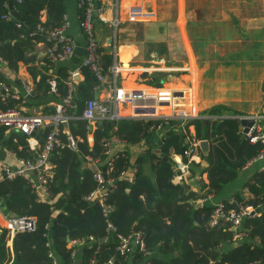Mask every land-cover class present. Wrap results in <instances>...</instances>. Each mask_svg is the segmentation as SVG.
Returning <instances> with one entry per match:
<instances>
[{
	"label": "trees",
	"instance_id": "obj_1",
	"mask_svg": "<svg viewBox=\"0 0 264 264\" xmlns=\"http://www.w3.org/2000/svg\"><path fill=\"white\" fill-rule=\"evenodd\" d=\"M10 2L19 18L12 16L6 20L3 15L12 14ZM67 5L66 0H0V52L12 69H18L20 61L29 63L34 60V56L28 58V53L34 49L33 44L47 41L46 32L62 26L64 15L68 13ZM43 11L47 13L46 22L41 20ZM83 15L84 7H79V26ZM94 19L96 29V15ZM18 22L22 23L21 27H18ZM38 26H42L44 31H37ZM97 46V56L105 72L110 74L113 55L100 40ZM52 63L48 59L45 61V65ZM68 73L69 67L59 63L56 79L59 92L64 96L68 93ZM81 73L84 80L75 86L74 103L68 111L70 116L76 118L69 121L67 131L63 126L65 132L61 134L62 144L52 155L55 164L47 187L48 199H43L23 176L0 180L1 211L37 218L35 231L15 234L13 260L7 246V230L3 231L0 236V264H8L11 260V264H54L51 252L61 264H89L94 256L100 264H108L110 260L113 264H143L145 261L150 264H264V171L255 172L246 183L250 193L248 200L241 202L238 194L232 197L233 204L225 200L236 208L240 205L262 206L259 216L243 220V232L247 239L237 242L234 240V231L226 224L215 227L209 225L214 210L211 202L197 208L191 202L197 196L188 193L185 185L172 181V152L182 154L188 146L186 135L176 131L180 127L179 123L170 122L173 128L165 132L160 143V154L148 150L136 158L131 180L122 176L130 164L128 152L116 153L111 162L106 143L112 137L127 144L140 143L164 120H103L93 130L94 143L90 144L88 135L92 129L81 116L87 101L95 98L96 87L100 82L89 66L82 65ZM32 74L36 76L34 70ZM49 78L41 76L27 103L46 96L50 88ZM17 104V100L3 101L0 97V110L12 109ZM226 111L230 109L216 105L208 111V115L216 118L208 119L207 124L201 119L190 122L196 126L198 135L201 134V127L208 129L210 152L204 171L208 174L209 183L205 197L223 193L236 178L237 171L256 157L262 148L261 144L250 143L241 131V121L224 116L223 112ZM48 112L53 113L55 109L51 108ZM5 131L0 130V139H3ZM44 133L46 135L48 130H44ZM70 136L76 141L77 149L70 147ZM12 147L21 158L28 157L27 141H22V151L16 145ZM89 156L103 164L101 169L107 181L115 180L106 199L111 206L109 222L116 228L112 233L107 230L108 218L99 201L88 199L89 194L97 188L92 168H83L82 162ZM109 162L111 165H108ZM56 211L58 213L54 214ZM135 226L152 251L150 256L137 252L129 258L122 256L117 249V235L132 234ZM88 237H93L94 241L79 251V263V259L71 257L69 241ZM102 239L104 241L101 242Z\"/></svg>",
	"mask_w": 264,
	"mask_h": 264
},
{
	"label": "crops",
	"instance_id": "obj_2",
	"mask_svg": "<svg viewBox=\"0 0 264 264\" xmlns=\"http://www.w3.org/2000/svg\"><path fill=\"white\" fill-rule=\"evenodd\" d=\"M66 2L67 14L71 22L69 34L75 43L74 57L65 62L70 72L78 69L85 59L87 40L77 20L78 0H66ZM135 4L151 9L155 13V18L152 21L130 22L128 11ZM101 8V11L96 12V33L102 45L113 55V64L118 63L122 69L120 78L122 88L152 89L156 82V78H153L155 73L168 72V78L172 79L168 83L171 87H193L195 97L193 112L198 115L210 117L208 111L216 105L230 109L229 112H223L224 116L236 118L239 115H264V0H102ZM116 18L119 19L118 25L114 24ZM41 20L47 21L46 11L42 12ZM44 43L45 41L42 40L33 44L34 49L28 53V58L34 56V60L29 63L20 61L16 70L8 63L0 68L4 80L12 87L19 88L21 93L24 91L23 81L36 87L42 75L50 78L58 76L59 63L45 65ZM32 70L35 71L36 76L32 74ZM145 71H148L149 76L143 80L141 75ZM82 80L84 76L81 73L77 77V83ZM150 80L154 81L153 84L149 82ZM103 91L107 96V91ZM58 93L52 94L47 91L43 99L33 98V103H26L23 111L27 114H36L47 113L51 108L55 109V105L61 103L64 97L60 92ZM99 93L95 98L106 99L101 90ZM15 107L21 108L19 103ZM119 110L126 119H132L129 106L121 105ZM188 125L190 127L187 126L185 132L182 127L176 128V131L186 135V142L199 143L197 158L192 165L189 179L184 183H177L174 181L173 159L177 153L173 151L172 181L174 184L185 185L188 193L195 194L197 198L191 202L197 208H201L207 203L203 199L208 192L209 178L204 170L208 166L207 158L210 152V149L208 153L203 151L201 142L209 141L208 129L201 127V134L198 135L196 126L193 123ZM96 126L97 124L93 126L92 132L88 135L91 145L94 143L93 130ZM65 127L67 131L68 126ZM171 128L173 127L169 122L166 126L152 129L149 135L137 144L118 141L108 151V159L113 161L114 155L120 151L128 152L130 164L122 176L131 180L135 172L136 158L148 150L160 154V143L165 132L171 131ZM3 136V139H0V179L3 178L4 165L19 167L20 155L12 146L16 145L18 150L22 151V141H27V158L34 157L37 151L30 149L27 137L22 134L6 130ZM32 136L36 138L38 147L44 143V130ZM90 159L94 160L90 156L84 159L83 168L89 166L95 172ZM252 160L237 171L236 178L223 193L214 195L215 202L231 200L237 194L240 195L241 202L249 199L250 193L246 183L255 172L264 171V159L255 162ZM114 183L115 180H112L108 188ZM37 190L43 199H48L47 191ZM95 191L96 189L89 195ZM99 196V193H96L94 197L89 196L88 199L99 201ZM57 213L58 211L54 214ZM244 228L245 221L240 230L243 231ZM4 230V217L0 209V236ZM88 238L80 240L81 246L78 247V251L94 241ZM13 239L14 236L11 237L7 232V246L12 260ZM242 239H247V236ZM77 259L80 263V258ZM11 261L8 264H11Z\"/></svg>",
	"mask_w": 264,
	"mask_h": 264
},
{
	"label": "built area",
	"instance_id": "obj_3",
	"mask_svg": "<svg viewBox=\"0 0 264 264\" xmlns=\"http://www.w3.org/2000/svg\"><path fill=\"white\" fill-rule=\"evenodd\" d=\"M21 2L22 0H17ZM102 0H78L79 7H84V15L80 22V28L86 35L87 40V55L83 60L82 65L89 66L90 69L96 74L100 84L96 87L97 93L101 90L106 99L93 98L87 101L82 119L87 120L90 124V128L93 129L95 124L108 119H124L126 118L120 113L119 107L121 105H127L132 112V119H162V123L159 127L166 126L169 121H177L184 129L188 126L189 122L194 119L202 118L201 115L193 112L194 107V89L192 86L172 88L162 85L152 89H124L119 85L121 78V67L118 63H115L110 68V74L105 72L98 56H97V44L98 38H96L95 19L96 12L101 11ZM100 6V7H99ZM13 15L7 13L3 15L6 20L10 19ZM155 18V13L151 9L144 8L142 5H132L128 11V20L130 22H142L152 21ZM119 19L116 18L114 24L118 25ZM18 27L22 26L21 22L17 23ZM71 22L68 14L64 15V22L61 27L52 29L46 32L47 41L44 45L45 58L56 63H65L72 59L75 55V43L73 38L69 35V29ZM37 31H44L42 26L37 27ZM7 62L0 52V68ZM81 66L68 73L66 83L68 87V93L62 98V102L55 105V112L26 114L23 111V106L28 102V98L34 93V86L29 85L23 81V93L19 88H14L9 85L1 76L0 70V97L3 101L17 100L20 107H14L9 110H0V130L6 129L9 132H16L27 137L28 144L31 150H37L36 154L32 158H18L19 167L13 168L6 164L3 166V178L2 179H15L19 176L27 177L30 184L36 189H42L47 191L48 184L51 182L53 175V162L52 155L56 148L62 144L61 134L65 132L63 126L68 125L69 121L75 116L69 115V109L72 108L74 103V92L77 83V77L81 74ZM185 71H187L185 69ZM49 91L52 94H59L58 80L56 76L49 78ZM103 90L107 91V96ZM183 101V103H182ZM193 101V102H192ZM168 111V112H167ZM253 117L255 122L249 128L247 133H244V127H241V131L249 139L252 144H261L262 148L259 154L252 160L253 162L264 159V115H252V116H237L241 119ZM48 130L45 135L44 143L38 147L36 138L32 135L40 130ZM70 147L77 149L76 141L70 136ZM120 141L116 137H112L106 143V146L110 151L113 144ZM198 142H190L187 148L182 154H175L174 168L175 175L174 181L177 183L186 182L191 176V168L197 158ZM91 160V159H90ZM93 167L96 169L94 172V178L97 182V188L90 197H94L96 193H99V203L103 208L105 216L108 218L107 230L112 233L116 231V228L109 222V214L111 206L107 204V197L109 194L108 184L112 183V180L107 181L101 169V162L99 160H91ZM112 162V161H111ZM108 165H111L109 162ZM1 180V179H0ZM214 194H209L204 197V202H211L214 205L213 214L211 216L210 225L219 226L226 224L234 231V239H242L246 237V234L240 230L243 220L246 217H256L260 215L261 205L258 206H244L240 205L237 208L230 206L234 200L229 201L230 204L225 201L215 202L213 200ZM4 228L7 230L8 235L15 236L18 232H33L37 229V218L34 216H9V214L3 213ZM119 240L117 249L120 254L125 257H132L137 252L144 254V256H150L152 251L146 245L141 234L133 232L129 235L118 234ZM88 240L93 241L94 238L90 237ZM80 240H72L69 243L71 249V257L73 259L78 258V247L81 246ZM50 257L54 259V264H60V260L55 257L51 252ZM89 264H100L94 256ZM108 264H113L110 260ZM143 264H150L149 261H145Z\"/></svg>",
	"mask_w": 264,
	"mask_h": 264
},
{
	"label": "water",
	"instance_id": "obj_4",
	"mask_svg": "<svg viewBox=\"0 0 264 264\" xmlns=\"http://www.w3.org/2000/svg\"><path fill=\"white\" fill-rule=\"evenodd\" d=\"M9 8L11 10L12 15L15 16V17H17V18H19L18 13L13 10L12 2H10ZM148 76H149L148 71H145L141 75V78L144 80V79L148 78ZM96 97H98L97 94H96ZM254 122H255V119L253 117L241 119V125L244 127V133H247L248 132L249 128L253 125ZM203 123L204 124H207V119H204L203 120ZM201 146H202L203 151H205V153H208L209 152V149H210V147H209V141H202L201 142ZM165 159H167V158L165 157ZM94 170H96V169H94ZM39 191L42 192L41 190H39ZM9 216H11V217L15 216L14 212L13 211H10ZM134 232H137V227L136 226L134 228ZM102 241H104V240L102 239L101 242Z\"/></svg>",
	"mask_w": 264,
	"mask_h": 264
},
{
	"label": "rangeland",
	"instance_id": "obj_5",
	"mask_svg": "<svg viewBox=\"0 0 264 264\" xmlns=\"http://www.w3.org/2000/svg\"><path fill=\"white\" fill-rule=\"evenodd\" d=\"M138 29H140V27L138 28ZM168 72L166 73V74H164V73H160V74H158V73H155V75H154V77L153 78H156V82H155V84L153 85V87L154 88H156V87H159V86H162L163 84L164 85H166L167 87H171V85H168V83H170V81L172 80L171 78H168ZM175 76V75H174ZM173 76V77H174ZM136 77V76H135ZM134 77V78H135ZM149 82H151L152 84H153V80H150ZM119 85L121 86L122 85V79H120L119 80ZM132 87V86H131ZM181 87H183V86H181ZM172 88H175V87H172ZM193 102V101H192ZM182 103H183V101H182ZM168 112V111H167ZM239 116H252V115H239ZM214 116H208V117H203L202 116V118H199V119H201L202 121L204 120V119H210V118H213ZM194 120H197V119H194ZM194 120H192V121H194ZM169 122H177V121H169ZM191 122V121H190ZM190 122H189V124H190ZM177 123H179V122H177ZM179 125H180V123H179ZM181 127V126H180ZM158 128H160V127H158ZM193 142V141H192ZM188 144L190 143V142H187Z\"/></svg>",
	"mask_w": 264,
	"mask_h": 264
}]
</instances>
